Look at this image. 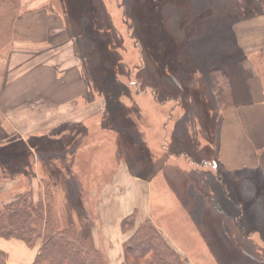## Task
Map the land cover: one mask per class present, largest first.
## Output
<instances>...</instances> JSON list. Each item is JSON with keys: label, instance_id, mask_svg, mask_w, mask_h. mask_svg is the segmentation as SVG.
I'll return each mask as SVG.
<instances>
[{"label": "rangeland", "instance_id": "1", "mask_svg": "<svg viewBox=\"0 0 264 264\" xmlns=\"http://www.w3.org/2000/svg\"><path fill=\"white\" fill-rule=\"evenodd\" d=\"M249 1L49 0L44 8L73 33L84 59L69 55L59 65L73 61L84 69L89 91L79 104L90 107L74 114L80 123L44 124L25 141L0 139V155L9 159L29 150L26 166L0 165V205L26 191L40 198L42 181H51L60 222L94 243L97 197L115 194L117 213L149 214L188 264H264V179L221 168L222 109L230 102L215 103L209 79L221 67L232 101L240 103L253 80L264 83V47L242 55L232 27L237 18L225 17L244 19ZM14 2L0 0V46L11 40L22 10ZM153 29L155 41L165 43L147 45Z\"/></svg>", "mask_w": 264, "mask_h": 264}, {"label": "crops", "instance_id": "2", "mask_svg": "<svg viewBox=\"0 0 264 264\" xmlns=\"http://www.w3.org/2000/svg\"><path fill=\"white\" fill-rule=\"evenodd\" d=\"M47 3L49 0H19L22 10L13 24V36L0 46V139L25 141L27 136L42 132L44 124L57 125L69 120L80 123L81 119L74 114L90 105V102L79 104L89 91L84 69L73 61L59 65L69 61V55L82 61L83 53L77 51L73 33L66 31L60 17L44 8ZM234 32L242 55L259 52L264 47V14L237 21ZM42 55H48V60L42 62ZM253 83L257 85L248 87L246 102L233 101L222 110L219 164L226 172L255 171L264 179V83L255 80ZM51 148L55 150L54 146ZM115 181L107 186L114 187ZM68 185L67 182L66 188ZM97 198L93 218L95 247L108 264H121L123 244L132 234V230L123 233L121 223L125 214L132 211L117 213L115 194L107 197L101 193ZM112 205L116 213L110 210ZM140 213L138 222L148 218L153 222L149 214L141 219ZM17 240L19 244L0 238L5 264H31L38 247H28Z\"/></svg>", "mask_w": 264, "mask_h": 264}, {"label": "trees", "instance_id": "3", "mask_svg": "<svg viewBox=\"0 0 264 264\" xmlns=\"http://www.w3.org/2000/svg\"><path fill=\"white\" fill-rule=\"evenodd\" d=\"M7 1L12 2V0ZM18 1L15 0V7L18 6ZM263 2V0H250L248 2L250 7L243 10L245 16L243 18L264 14ZM241 3L243 4L240 8L243 9L244 1ZM214 8L215 12L219 9L216 6ZM224 12H229V10ZM225 17L237 18L232 25L233 30L238 18L241 20L234 13ZM157 30L161 33L159 27ZM149 35L150 38L146 39L149 47L151 41L154 44L156 42V45L165 43L164 40H159V44L155 41L157 37L154 29L149 32ZM136 42L139 43V41ZM174 46L179 45L174 44ZM209 77L212 90L214 89L217 98H215V103L217 104L218 100L221 103L233 102L231 84L221 67L212 68L209 71ZM20 151L21 153H17L12 159L0 155V165L4 162L17 164L19 160L18 165L26 166L29 150L24 146ZM8 171L3 169L2 174ZM42 185L43 191L40 198L28 197L29 191H26L25 195L0 205V238L18 239L28 247H34L37 242H40L38 253L31 264H108L105 256L94 246L89 235L81 234L73 224L65 226L60 222L53 185L46 179L42 181ZM138 215V210H135L122 220L123 229L132 230L134 227L135 229L123 244L124 262L121 264H188L150 220L143 219L138 222ZM5 262L6 255L0 251V264H5Z\"/></svg>", "mask_w": 264, "mask_h": 264}, {"label": "water", "instance_id": "4", "mask_svg": "<svg viewBox=\"0 0 264 264\" xmlns=\"http://www.w3.org/2000/svg\"><path fill=\"white\" fill-rule=\"evenodd\" d=\"M213 204H214V206L216 207V209H218V210H220L221 208H220V206L216 203V201L215 200H213Z\"/></svg>", "mask_w": 264, "mask_h": 264}]
</instances>
